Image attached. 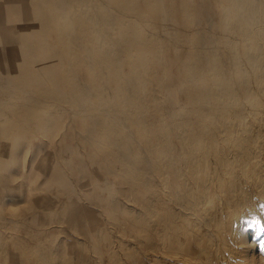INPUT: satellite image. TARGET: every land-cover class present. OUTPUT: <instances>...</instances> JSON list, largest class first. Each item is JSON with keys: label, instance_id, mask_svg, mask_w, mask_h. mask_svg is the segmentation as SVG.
Segmentation results:
<instances>
[{"label": "bare ground", "instance_id": "6f19581e", "mask_svg": "<svg viewBox=\"0 0 264 264\" xmlns=\"http://www.w3.org/2000/svg\"><path fill=\"white\" fill-rule=\"evenodd\" d=\"M124 1L0 0V29L5 31L0 37L5 65V71L0 70V207L1 202L9 208L19 205L21 186L26 191L38 188L29 182L35 179L20 170L22 155H17L18 164L13 162L15 139L37 131L68 155L70 146L62 148L68 133L57 141L47 132L67 119L78 129L75 114L85 136L111 146L113 169L142 181L149 190L145 205L132 204L136 199L130 197L124 206L150 213L155 210L152 202L165 201L180 213L181 234L191 233L192 227L220 241L229 220L241 222L246 209L255 208L259 216L264 211V0H211L206 5L175 0L179 8L163 10L151 24L161 23L162 32L151 30L143 15L153 2ZM114 7L141 15L146 25L135 36L143 40L133 38L130 30V35L119 34L126 24ZM134 40L144 51L139 63L132 56ZM184 41L188 46H181ZM166 51L174 56L178 79L171 77L167 84L163 71L158 90L151 80L158 67L172 65ZM70 97L77 105L68 118L59 112ZM65 155L60 157L66 160ZM5 156L11 168L18 166L22 178L17 185L11 182L18 176L16 181H8L10 172L5 177ZM110 184L106 180L101 191ZM41 239L28 244V252L50 264L52 244ZM8 251L2 256L5 262L15 260V253L6 256ZM228 261L222 259L221 264Z\"/></svg>", "mask_w": 264, "mask_h": 264}, {"label": "rangeland", "instance_id": "374dc122", "mask_svg": "<svg viewBox=\"0 0 264 264\" xmlns=\"http://www.w3.org/2000/svg\"><path fill=\"white\" fill-rule=\"evenodd\" d=\"M1 1L3 3L5 0ZM136 1H142L143 5L146 1L153 2V5L150 4V7L145 8L143 13V15L148 17L149 28L151 30H153V28L158 29V31L161 30V23L154 26L151 24H153L154 18L159 16L163 10H177L179 8V3L175 4V0H165L167 2L166 5L161 4L159 2L160 0ZM209 1L211 0H193V3L199 4V2H203L202 5H206L210 3ZM124 2L126 3L129 1L125 0ZM209 9L213 11L211 7ZM116 11L117 14L120 15L121 22L126 24V29L124 31L120 30L119 34H123V36L133 34V38H137L138 36H135V32L138 29L143 30V24L146 25L141 15H138L139 13L137 12L134 13L133 9L128 13V11H120L114 7V12L116 13ZM177 15H179V13ZM129 30L131 32L130 34ZM4 32L3 29H0V37H2ZM137 39L141 41L144 39V36L141 37L140 35ZM183 43L181 46H188V41H184ZM136 44L135 40L131 44L133 47H131L133 52L132 56H134L133 59L139 63L140 59L143 57L144 51L141 53L142 50L139 49V45ZM166 52V57H168L167 61L174 65V67L172 68L171 65L170 67L168 66L169 69H167L168 67L165 65L164 69L162 67L156 69L155 76L151 81L152 85L157 87L158 90L163 87V85L160 84V74H163V71H165L164 74L166 76L164 82L167 84L169 83L170 85V83H172L171 81L173 80L171 77L176 80L178 79L176 75L179 72L175 71V61L174 58H172L174 56L168 55L171 51H169L170 53H168V51ZM0 55V70L5 71L1 52ZM168 73L170 74V78ZM70 98L71 99H66L65 105L63 106L64 109L59 112L62 115L68 116V118H71V113L73 112L72 105H77L76 102L73 101L74 99L72 97ZM78 117L80 116L73 115L78 129H74L73 126L70 125L72 123L67 119L65 122L62 121L58 125H55L53 129L47 132L53 136L55 135L54 137L57 141H60L62 136L68 133V137L65 139L66 142L64 141L65 143L62 146V148L70 146L72 150L68 155L65 152H58L61 151L58 149L59 146H56L58 144L48 142V136H39L37 131H33L28 137H23L21 139L17 137L15 139V144L11 145V149L16 150L15 152L17 153L16 156L13 157V162L18 164L17 155H22L24 167L21 166L20 170H23V173L30 176V178L35 179L34 181L29 180V182L32 183L34 188H38L37 190L28 189L26 191V188L21 186L22 196H20V199H23V201L21 200L19 205H14L9 208L6 203L4 204L1 202L0 209L4 210V212H0V246H5V252L2 251L4 249L3 247L0 248V264H44L41 259L39 260L40 257L30 254L27 249L31 246L30 244H37L41 238V240L45 239L52 244L51 247L53 248L50 250L52 252H49V256L52 259L50 260L49 258L50 264H221L222 259H226L227 261L231 259L228 261V264H249L250 262V264H264V211L261 212L259 216L255 208L250 210L246 209L244 213L245 216L241 220V222L243 221L242 223L240 220L236 222H230L229 220L227 226H230L229 228H231L230 230L232 232L226 226V230L223 231L220 236V241H218L216 239L210 240L206 238L203 230L197 232L196 229L192 227H187L188 229L190 228V232L192 231L191 233L186 235L185 233L181 234V232H179L180 226L182 227L183 225H181L182 220L180 213H178L175 207L171 208L169 205V208L165 201L157 200L152 202L155 210H153L152 207L150 213L148 209L147 211L144 210L139 213V211H136V208H133L136 206L127 204L130 208H133L129 210L128 206L123 205L126 200L132 197L133 199L131 198V201L133 202L135 198L136 200H134L135 202L132 204L143 206L149 199L147 198L149 195L146 194L147 197H145L146 195L144 193H149V190L146 189L142 181H133L129 176L125 177L124 174H121V171L113 169L112 161L109 158L112 152L111 146L105 142H93L88 136H85V128L82 123H78ZM75 149L79 151L76 150V152ZM60 154H66V160L62 159ZM3 159L5 160V167L7 168L5 177H8V173L10 172L8 181H10V178L13 179V177V181H16V176H18L16 182H11L17 185V182L22 178L19 174L18 166L15 168L12 166L11 168L9 158L5 156ZM64 162L68 164V167ZM86 163L88 165H86ZM15 173L17 174L15 175ZM106 180L108 184H111L107 186L108 188H104L103 186L105 190L101 191V187ZM109 187L113 190H110ZM158 188H156V192H159L158 195H161V188H159V190ZM111 191H113L114 194L112 193L110 195ZM115 193L118 195H115ZM114 195L117 197V201H115ZM31 196V199L26 200V197ZM123 196H125V198ZM111 198H113V200ZM113 201L114 204L112 203L113 206H111V202ZM92 203L95 204L93 205ZM112 209H114V211H112ZM136 212H138V214ZM8 216H13L16 220L14 221ZM12 222H18L15 226L16 228ZM19 223L21 225L17 228ZM29 225L31 226L29 227ZM28 228H31L29 229L30 231H28ZM177 232H179V234H176ZM36 233L41 235V237H37ZM30 234L33 235L30 236ZM190 235L193 237L191 238ZM176 239L183 241V245L175 244L174 242H176ZM187 239H191L192 242ZM165 240H167L166 243ZM186 242H188L187 246L185 245ZM221 244L222 246L218 248ZM7 249L11 253H15L13 258L15 260H11L10 262H5L3 260L2 256H5L4 253H7ZM9 251L6 256H9ZM159 252L161 253L159 254ZM163 255H169L172 258L165 260ZM177 257L180 260H178ZM10 258H12V256ZM218 258L221 261L218 260Z\"/></svg>", "mask_w": 264, "mask_h": 264}]
</instances>
